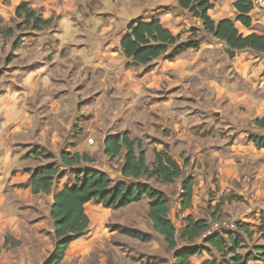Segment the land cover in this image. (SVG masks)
Segmentation results:
<instances>
[{"label":"crops","instance_id":"obj_1","mask_svg":"<svg viewBox=\"0 0 264 264\" xmlns=\"http://www.w3.org/2000/svg\"><path fill=\"white\" fill-rule=\"evenodd\" d=\"M233 1L212 0L208 16L233 19L242 35L264 34L259 9L250 11L245 27L234 20ZM23 2L35 15H17ZM152 16L182 41L198 34V47L151 67L128 66L121 36L131 20ZM0 67V264H41L52 251L54 194L76 179L75 165L63 164L60 153L85 154L79 166L120 180L125 150L111 159L104 143L126 131L140 143L147 166L164 150L182 168L172 196V183L141 179L177 197L173 208L168 204L174 225V208L181 227L187 215L211 219L224 211L230 217L218 221L241 222L253 232L251 243L264 244L258 232L264 148L248 138L264 136L254 123L264 115V53L226 46L175 0H0ZM48 162L59 169L52 189L33 193L28 169ZM188 176L191 205L182 210L181 182ZM140 201L147 215V197L128 205ZM82 238L70 242L60 264L83 250ZM197 257L190 264L208 258Z\"/></svg>","mask_w":264,"mask_h":264},{"label":"trees","instance_id":"obj_2","mask_svg":"<svg viewBox=\"0 0 264 264\" xmlns=\"http://www.w3.org/2000/svg\"><path fill=\"white\" fill-rule=\"evenodd\" d=\"M176 4L188 10L192 16L202 22V27L213 37L226 46L236 50H250L255 53H264V34H240L234 26L233 19L223 18L218 21L211 19L207 11L212 0H175ZM236 9L234 20L245 27L251 25L250 11L254 8L251 0H234ZM19 16L35 15L26 8V3L20 4L16 10ZM198 37V38H196ZM200 38L198 34L186 40H180V35H174L164 27L160 20L152 16L149 19L135 18L127 26L126 32L121 36L120 47L129 61L128 66L144 65L151 67L160 59H173L180 52L192 47L197 48ZM4 68L0 67V75ZM255 125L264 128V115L255 120ZM248 138L257 147L264 148V136L249 134ZM104 152L111 159L125 150L120 166L122 178L114 182L110 176L99 169L89 166H79L81 160L88 159L87 155L79 153H60V161L65 165H75L71 172L76 175L75 182L64 186L54 194L50 210L53 221L54 246L49 255L41 264H60L65 251L73 240L82 237L89 229L90 220L85 212L88 202L101 204L105 208L117 209L147 197V217L152 224L154 232L162 236L166 247L173 251V264H190L192 256L207 252L210 258L200 264H248L253 259H264V244L245 245L252 231L239 223L233 230H211L207 219L195 218L187 215L179 237L184 246L179 247L176 237V228L168 216V195L154 187L142 178H154L161 183H173L182 175V168L172 159L166 151L154 153V162L151 167L146 165L144 151L137 139H131L129 133L107 137L104 143ZM135 148H139L136 152ZM40 154L50 158L51 153L41 151ZM78 164V165H76ZM31 172L30 187L33 193H49L54 184L59 169L55 163L28 169ZM193 179L186 177L181 182L180 201L181 209L190 207L192 199ZM122 232L133 238L147 240L148 234L139 230L124 228ZM258 232L264 238V218H261ZM9 237H5V243ZM242 249H245L242 251ZM156 264V263H147Z\"/></svg>","mask_w":264,"mask_h":264},{"label":"rangeland","instance_id":"obj_3","mask_svg":"<svg viewBox=\"0 0 264 264\" xmlns=\"http://www.w3.org/2000/svg\"><path fill=\"white\" fill-rule=\"evenodd\" d=\"M113 168L118 169L117 167ZM116 178L117 176L112 180L118 181ZM177 182L178 180L169 185L172 191L171 196L178 192ZM176 202H178L177 197H169V208H173ZM146 206L143 201L117 209L105 208L101 204L93 202L87 203L85 212L89 217L90 225L82 238L85 243L83 250L67 253L62 264H147L153 262L173 264V251L169 250L163 238L153 231L150 220L144 213ZM173 213L176 218L174 219L176 237L179 247H181L184 246V242L180 239L179 234L183 226L178 225L180 219H178L176 208ZM227 217L230 216L224 211L215 210L211 216L212 220L204 219H207L211 226L213 222L218 221L217 219ZM236 223L240 224L241 222ZM124 228L139 230L143 234H148L149 238L145 241L133 238L122 232ZM220 230L228 231L227 228ZM252 240V244H258L253 238ZM245 245L250 247L251 242L246 239ZM244 250L242 249V251ZM203 253L210 258L207 252ZM195 257L198 259L197 256Z\"/></svg>","mask_w":264,"mask_h":264},{"label":"built area","instance_id":"obj_4","mask_svg":"<svg viewBox=\"0 0 264 264\" xmlns=\"http://www.w3.org/2000/svg\"><path fill=\"white\" fill-rule=\"evenodd\" d=\"M251 1L253 3V6L258 8L259 11L264 15V0H251ZM236 224L237 223L232 222V221L220 220V221L213 222L210 226V229L220 230V229L227 228V230H233L236 228Z\"/></svg>","mask_w":264,"mask_h":264},{"label":"clouds","instance_id":"obj_5","mask_svg":"<svg viewBox=\"0 0 264 264\" xmlns=\"http://www.w3.org/2000/svg\"><path fill=\"white\" fill-rule=\"evenodd\" d=\"M199 36V35H198ZM200 38V37H199Z\"/></svg>","mask_w":264,"mask_h":264}]
</instances>
